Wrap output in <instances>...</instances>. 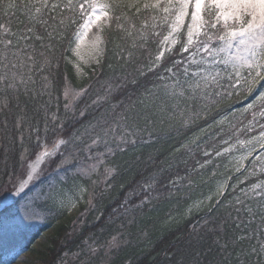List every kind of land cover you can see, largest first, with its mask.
<instances>
[{"label":"snow or ice","instance_id":"6c2138e0","mask_svg":"<svg viewBox=\"0 0 264 264\" xmlns=\"http://www.w3.org/2000/svg\"><path fill=\"white\" fill-rule=\"evenodd\" d=\"M17 12L26 23L13 28ZM0 17V115L20 110L15 136L7 118L0 120V174L7 175L0 183V230L20 228L45 210L71 213L81 203L87 207L80 215H87L122 175L143 177L156 165L155 148L146 158L138 149L198 127L168 154L170 163L161 161L113 209L126 218L118 227H131L163 196L175 200L163 221L172 233L164 250L169 264H264V0H0ZM106 30L123 35L109 41ZM141 53L146 62L136 63ZM61 61L89 83L74 87L66 70L61 84L53 72ZM92 77L99 84L94 96ZM249 97L245 107L230 110L237 98ZM28 102L39 118L27 114ZM197 151L195 167L162 179ZM181 152L186 158L177 157ZM222 162V178L207 193L196 199L184 193L198 187L193 177L209 167L216 176ZM133 195L139 203L130 202ZM201 212L188 231L179 230ZM102 217L98 212L96 221ZM229 221L243 225L231 240L224 238ZM124 236L86 238L80 264L97 257L111 264L130 243ZM52 264H64L63 256Z\"/></svg>","mask_w":264,"mask_h":264},{"label":"trees","instance_id":"16d2710c","mask_svg":"<svg viewBox=\"0 0 264 264\" xmlns=\"http://www.w3.org/2000/svg\"><path fill=\"white\" fill-rule=\"evenodd\" d=\"M3 17H0L2 20ZM20 21L26 23V18L20 15L17 12L10 23L13 28L22 27ZM123 34L119 31H107L105 36L109 41H112L114 38L119 42V37ZM109 49L112 48V44L109 43ZM153 49L155 45H150ZM59 54V53H57ZM111 55V52H109ZM141 60H137L136 63L146 62L143 61L144 54L141 53ZM108 62L107 59L105 61ZM115 61H113L114 63ZM135 65H129V71H131ZM67 70L69 80L72 82L74 87H82L84 84L89 83V79L85 78L83 80L77 81L73 75L71 66H65L64 62L61 61V67L59 70L53 69V72L56 74V78L62 84L63 73ZM39 80V77H37ZM93 81V96L95 95V89L99 87V84L95 83V78H91ZM103 79V77H101ZM131 88V85L129 86ZM58 91L57 95L61 97V110L63 105L62 91H60V84L57 85ZM252 97H249L248 100L237 98L236 102L232 105V109H242L246 106L247 103L251 101ZM90 97H85L79 102V106H83L84 103L88 102ZM21 101H24L23 95L21 96ZM35 102H28L27 104V114L32 116L34 119L39 118L35 113L34 108ZM15 101H13V105ZM19 109L12 107L11 112H5L3 115H0V120L7 118L9 128L12 129V135L15 136L14 123L16 120L17 114H19ZM203 122H201L202 124ZM2 126V125H0ZM198 131V127H193L189 130H182L179 134L172 133L169 137L162 139L159 143L153 146H143L137 150L138 154L147 157V154L155 148L158 151L156 156V165L155 168H158L161 165V161L164 163H170L171 161L166 160V157L174 148L178 147L182 141L187 137L191 136L194 132ZM18 150V145H17ZM178 158H186L184 152L176 154ZM124 157L123 159H127ZM123 159L118 158L117 162L123 164ZM201 159L199 151L196 152L195 157L187 158V164L179 163L177 161L178 167L174 168L171 173H165V176L162 178L166 182L168 178L174 176L177 172L180 175H184L187 167H195L196 161ZM154 167H148L144 172L143 177L136 175L133 178L131 173H126L121 176L117 181L116 187L112 189L106 196L99 198L94 203L96 204L95 210H89L87 215L81 216L80 213L85 210L87 207L86 204L81 203L77 209L74 210V214H70L65 211H58L52 209L51 211L45 210L40 216L39 220L36 222L28 223L25 229H19L18 231L11 232L3 237H0V264H16L18 257L27 251H34L33 246L37 241L49 230L53 231L51 237H49V243L46 248L43 250H38L35 255V264H52L53 261L58 258H64V264H80V261L85 257V245L83 241L86 238L91 236L89 243H92V240H98L99 242H104L110 238L111 235L117 234L119 232H124L125 236L122 237L124 240L130 241L126 246H122L119 251L113 253V259L111 264H127L130 260L132 264H169L167 257L164 255V250L168 247L171 239L172 233L167 231L163 227V221L166 218V213L170 210L175 211L173 204L175 200L164 199L163 196L159 201H154L153 204L155 208L153 210L145 209V214L141 216L139 213L136 215V223L131 227H125L123 229L118 226L121 223L126 224V218L121 214L122 210L114 212L113 209H119L120 203L123 201L125 195L137 187L138 181L141 179L147 178L149 174L154 170ZM103 169H101V172ZM223 162L221 167L217 170V175H211V167L208 170L204 171L203 176L197 175L193 177L196 181L198 187L188 189L185 188L184 193H189L192 199H196L200 194L207 193L208 189L213 186L214 182L218 179H221L220 173L224 172ZM235 176H233V181H235ZM96 179V177H93ZM7 180V175L0 174V183H3ZM255 180L248 181L251 183ZM208 181V183H204ZM233 181H230L233 182ZM86 184L90 182L85 181ZM123 183L125 186L123 189L120 188V184ZM91 190V189H90ZM159 190V186H158ZM97 192L100 191L98 187ZM143 195V194H142ZM183 195V193H181ZM141 196L133 195L132 203H139ZM190 201L185 199L181 201V204H187ZM103 211L104 217L101 218L99 222L96 221V216L98 212ZM111 215L112 222H106V218ZM203 215V212L195 214L191 219L184 220L179 225V230L186 232L189 229V226L195 221L198 220ZM217 227L219 226V221L217 222ZM103 227L105 231L101 232L100 228ZM224 228V238L231 240L233 235L239 234L241 229H237L235 225L229 221L223 225ZM144 230L147 233V237L141 234V230ZM131 235H128V234ZM219 235V233H217ZM211 239V237H210ZM151 241V243H150ZM79 252L78 257L73 256V253ZM149 252L151 255H149ZM64 253H67V256H64ZM185 260L190 259L187 253H184ZM214 255V253L212 254ZM177 258H180V253H178ZM99 257L93 261V264H98Z\"/></svg>","mask_w":264,"mask_h":264},{"label":"rangeland","instance_id":"374dc122","mask_svg":"<svg viewBox=\"0 0 264 264\" xmlns=\"http://www.w3.org/2000/svg\"><path fill=\"white\" fill-rule=\"evenodd\" d=\"M70 214H74V210L70 213ZM37 220H39V217H37L36 219L31 220L28 223H32V222H36ZM22 225L20 228L17 229H2L0 230V237H3L11 232H15L18 231L19 229H25V227L27 226V224ZM53 234V231L49 230L47 233H45L38 241L37 243L33 246L34 251L30 252L27 251L25 253H22L18 259H17V263L16 264H35L36 260H35V254L34 252H37L38 250H43L44 248H46L48 246L49 243V237H51Z\"/></svg>","mask_w":264,"mask_h":264}]
</instances>
